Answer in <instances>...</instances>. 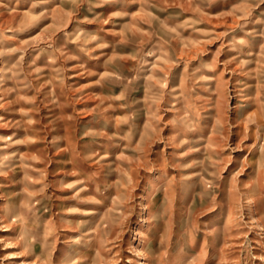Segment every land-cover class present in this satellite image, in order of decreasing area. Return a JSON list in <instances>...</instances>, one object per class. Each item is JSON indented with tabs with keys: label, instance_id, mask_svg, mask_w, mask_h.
Returning a JSON list of instances; mask_svg holds the SVG:
<instances>
[{
	"label": "rangeland",
	"instance_id": "374dc122",
	"mask_svg": "<svg viewBox=\"0 0 264 264\" xmlns=\"http://www.w3.org/2000/svg\"><path fill=\"white\" fill-rule=\"evenodd\" d=\"M0 264H264V0H0Z\"/></svg>",
	"mask_w": 264,
	"mask_h": 264
}]
</instances>
